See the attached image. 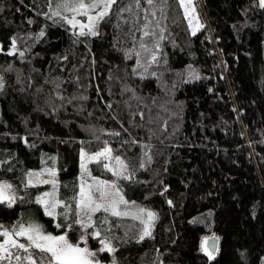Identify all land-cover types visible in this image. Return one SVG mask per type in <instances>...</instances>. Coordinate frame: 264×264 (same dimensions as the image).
I'll return each instance as SVG.
<instances>
[{
  "label": "trees",
  "instance_id": "1",
  "mask_svg": "<svg viewBox=\"0 0 264 264\" xmlns=\"http://www.w3.org/2000/svg\"><path fill=\"white\" fill-rule=\"evenodd\" d=\"M254 1L195 0L193 34L179 0H116L93 36L54 16V0H0V179L56 169L50 190L63 204L48 215L36 197L49 185L28 186L0 202V225L65 231L77 221L80 151L108 146L127 166L117 176L115 160L111 173L126 200L156 219L141 240L139 220L99 211L92 246L109 243L117 264H264ZM205 237L217 238L211 257Z\"/></svg>",
  "mask_w": 264,
  "mask_h": 264
},
{
  "label": "rangeland",
  "instance_id": "2",
  "mask_svg": "<svg viewBox=\"0 0 264 264\" xmlns=\"http://www.w3.org/2000/svg\"><path fill=\"white\" fill-rule=\"evenodd\" d=\"M179 1L181 3V0ZM64 2L65 0H54L53 2L52 7L55 8L56 11L60 12V15L57 17H59L66 23L67 21L64 19L65 16H67L69 19L75 18V20L79 21L80 24L85 25L84 32L89 34V29L87 27V25L89 24L88 16L95 17L100 11L103 10V5H101V7L99 8L85 9L79 13H73L61 6V4ZM70 2L74 5L76 3V0H70ZM84 2L91 3L92 0H84ZM194 2L195 0H191V4L195 10V16L198 17V20L193 19V16L191 14L192 8H189V11L186 13L185 5L188 4V0H185L184 4L181 3V7L184 11L185 17L187 19V22L189 24V27L192 33H193L194 28L196 29L195 30L196 32L199 28L198 25H200V18H199L198 13L196 12ZM255 5L260 6L259 0H255L253 5H251L248 8V10L252 9ZM80 24H77L74 27L78 32H80ZM94 30L96 31V27ZM1 50H2V47L0 45V51ZM9 52L13 53L14 48H11ZM105 148H109V147L106 146L102 148L101 150L91 152V153L86 152L84 150L80 151V162H79V171H78L79 190H78V197L76 200V203H77V207H76L77 221L76 222L69 224L67 229L60 233L44 232L41 229V227L35 223H22L21 222V224H19L25 228H27L29 225L38 226L44 235H52V236L63 235L65 236L67 238L68 243L73 244V245H78L82 249L86 248L89 252L94 254L88 257V259L91 261V264H117V263L114 260V250L108 251L105 248V243L107 242L102 243L101 241H99L98 245L96 246L91 245L90 238L95 237L96 236L95 233H97L95 229L91 228L93 224V216L97 212H91L88 209H83V210L81 209L79 205L81 184H84L85 191H88V188H87L88 185H92L91 193L94 199H96L97 202H100V193L96 190L97 189L96 181H106L107 185L102 186V187L105 188L108 194L107 200H111L114 198L119 199V196H122L123 199L127 201L121 189L116 184L115 178L111 174L113 171L112 163L115 161L113 155L110 154V158L108 159H104L103 157L93 159V157H95L97 153L103 152ZM104 164H108L109 168H105L103 166ZM30 173L32 174L31 176H29ZM29 180H31V183H29ZM44 181H50V182L44 183ZM3 182H7L12 185V192L15 193L16 198L21 197L23 194V191L28 186L48 184L49 188L43 191L40 195H38L36 197V200L39 202L40 199L43 198L47 203L46 204H42L40 202L39 203L45 209L47 207L48 210L52 211L53 213L56 211L58 206L63 205L62 202L60 201V203L57 204L55 209L51 208V204L55 203L56 201H59L56 197L54 187L52 191L50 190L51 185L57 184L56 169L46 167L42 170H31L26 175V184L22 183L18 179V177H15V176L1 178L0 183H3ZM113 185H115V187H113ZM116 189H119V196L115 195ZM45 193H47L48 195L45 196L44 195ZM127 202H128L127 204L119 205L120 211L128 213V215H123L122 217L136 219L135 217L139 216L140 218L137 220H139L143 224V229H144L145 227L144 221L148 219L147 212L148 211L153 212V211L145 207H138L129 201ZM140 209H144L145 211L140 212L139 211ZM100 211L105 212L103 208H101ZM107 213L112 214L110 211ZM89 216H91L92 218L91 226L85 227L84 225L89 223ZM81 221L83 223H81ZM152 225H153V221L151 222V227ZM21 226L7 229L0 225V233H3L5 230H7L9 233H14L15 231H19ZM151 227H150V231H151ZM11 239L15 240L17 243L24 244L27 247V251H25L24 248L14 247L11 244H7L6 242L9 240V237L0 235V245H4L7 248V251L0 249V257H7V259L0 258V264H31L30 260L28 259L29 255H31L32 260H35L36 264H47L48 258H51V253L42 252L40 249L31 246V241H29L26 236L12 235ZM18 250L19 252L21 251L22 255H17L19 254ZM17 257H19V259H17ZM51 264H56V261L52 259Z\"/></svg>",
  "mask_w": 264,
  "mask_h": 264
},
{
  "label": "snow or ice",
  "instance_id": "3",
  "mask_svg": "<svg viewBox=\"0 0 264 264\" xmlns=\"http://www.w3.org/2000/svg\"><path fill=\"white\" fill-rule=\"evenodd\" d=\"M185 0H181V3L184 4ZM260 6L264 7V0H259ZM116 3V0H92L91 3H85L84 0H76V3L73 5L70 0H65L64 3L61 4L62 7L65 9L73 12V13H79L82 10L85 9H92V8H99L101 5H103V10L100 11L95 17L88 16L89 24L87 25L89 29V34L95 36L98 33L94 30L96 27V23L99 20H102L105 16L108 15V9L111 7L112 4ZM148 3H152V0H148ZM189 8H192V16L193 19H197L198 17L195 16V10L194 7L191 4V0H188V4L185 5V11L186 13L189 11ZM87 14V13H85ZM54 16H59L60 12L55 11L53 12ZM64 19L67 21L69 25H72L75 27L77 24H80L79 21L75 20V18L69 19L67 16L64 17ZM191 23V21H190ZM198 27H202V25H198ZM85 25L80 24V34L84 35L86 34L84 32ZM195 28L193 30V34H195ZM147 35V33H145ZM41 36L44 35L43 32L40 33ZM13 46H15V42L13 41ZM2 86V85H0ZM111 149L105 148L103 152L97 153L93 159L103 157L104 159L110 158ZM115 160L117 164L120 165L121 171H116L115 174L117 176H121L123 174V170L126 169V165L123 163V161L120 160L119 157H115ZM105 168H109L108 164L103 165ZM32 174L30 173L29 176ZM124 178L128 179L130 177L125 176ZM50 181H44V183H49ZM29 183H31V180H29ZM97 184V191L100 193V202H97L96 199H94L91 188L92 185H88V191H85L84 184H81L80 187V200L79 205L81 209H88L91 212H98L103 208L105 212H111L113 216H123L128 215L127 212H122L119 210L120 204H127L128 202L123 199L122 196H119V189H116L115 195L119 196V199H111L107 200V192L104 187L107 185L106 181H96ZM115 187V185H113ZM45 196L48 194L45 193ZM15 193L12 192V185L3 182L0 183V202H7L9 204H12L15 202ZM40 203L46 204L47 202L41 198ZM60 203V201H56L55 203L51 204V208L55 209L57 204ZM169 204H171V201H168ZM47 211L48 215H53L52 211H48V208L45 209ZM140 212H144V209H140ZM136 219H139V216L135 217ZM147 220L144 221L145 227L143 229V233L140 236V239L143 240L145 237L151 236V222L156 219V213L148 211L147 212ZM91 216H89V223L85 224V227L91 226ZM81 223H83L81 221ZM59 227V225H57ZM96 235H99V233H95ZM0 235L8 236L9 240L6 242L7 244H11L14 247L24 248L25 251H27V247L24 244L17 243L15 240L11 239L12 235L15 236H26L29 241H31V246L40 249L42 252L51 253V258H48L47 264H51L52 259L56 261V264H91V261L88 259L89 256L94 255L93 253L89 252L86 248L82 249L78 245H73L68 243L67 238L63 235L61 236H52V235H44L40 228L38 226H32L29 225L27 228L21 226L19 231H15L14 233H9L7 230H5L3 233H0ZM102 243H105L104 241H101ZM204 248L203 250L211 257L212 252L208 251L207 243L208 238H204ZM105 248L108 251H113L111 246L107 243H105ZM0 249H3L7 251V248L4 245H0ZM2 259H7V257H0ZM19 259V257H17ZM28 259L30 260L31 264H36L35 260H32L31 255L28 256Z\"/></svg>",
  "mask_w": 264,
  "mask_h": 264
},
{
  "label": "water",
  "instance_id": "4",
  "mask_svg": "<svg viewBox=\"0 0 264 264\" xmlns=\"http://www.w3.org/2000/svg\"><path fill=\"white\" fill-rule=\"evenodd\" d=\"M207 247L210 252L215 253L217 247V238L213 237L208 239Z\"/></svg>",
  "mask_w": 264,
  "mask_h": 264
},
{
  "label": "flooded vegetation",
  "instance_id": "5",
  "mask_svg": "<svg viewBox=\"0 0 264 264\" xmlns=\"http://www.w3.org/2000/svg\"><path fill=\"white\" fill-rule=\"evenodd\" d=\"M18 252H19V250H18ZM17 255H22L21 251H20L19 254H17Z\"/></svg>",
  "mask_w": 264,
  "mask_h": 264
}]
</instances>
